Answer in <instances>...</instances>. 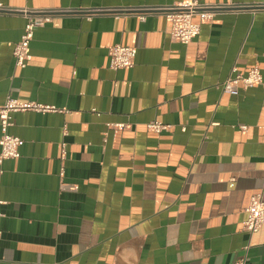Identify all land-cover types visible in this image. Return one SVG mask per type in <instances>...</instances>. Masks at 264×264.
Returning a JSON list of instances; mask_svg holds the SVG:
<instances>
[{
	"label": "crops",
	"instance_id": "obj_1",
	"mask_svg": "<svg viewBox=\"0 0 264 264\" xmlns=\"http://www.w3.org/2000/svg\"><path fill=\"white\" fill-rule=\"evenodd\" d=\"M179 1L0 0L72 11L34 31L23 68L12 50L25 17L0 13V103L59 109L13 113L0 264H264V225L242 228L251 195L264 198V86L220 85L254 65L264 82V0H202L212 18L188 44L155 11ZM115 44L136 48L132 67L109 66Z\"/></svg>",
	"mask_w": 264,
	"mask_h": 264
},
{
	"label": "built area",
	"instance_id": "obj_2",
	"mask_svg": "<svg viewBox=\"0 0 264 264\" xmlns=\"http://www.w3.org/2000/svg\"><path fill=\"white\" fill-rule=\"evenodd\" d=\"M209 5L202 2V0H180L174 5L159 7L155 11L163 13L169 21V37L172 41L182 44H188L195 38L200 31L201 22L209 21L212 18V13L208 10ZM104 9H83L74 11L90 17L96 12ZM105 12L111 9H105ZM72 12L64 9H26L14 8L0 3V13H22L25 17V24L20 39L14 43L12 54L14 63L18 67H25L31 59L29 51V44L33 38L34 31L49 23L55 15ZM128 13L140 14L143 19V14L152 12L148 9L141 8H127ZM198 15L199 22L193 20V17ZM109 66L112 69L128 68L134 64L136 48L132 46H125L121 44L112 45L109 48ZM235 70V69H233ZM221 89L231 95H238L240 88L246 89L258 85L264 86L263 77L258 65H254L249 69L246 75L235 74L227 77L221 82ZM39 111L51 112L58 111L55 105L43 104L34 101H22L15 97L7 96L6 99L0 103V165L3 160L19 157V146L22 144V139L16 135L8 132V128L13 124V113L18 111ZM111 128L122 129L125 127L124 123H114L108 125ZM146 127L155 133H159L168 129L159 121H149ZM1 171V170H0ZM247 217L243 221V230L248 234H253L264 225V198L261 193L251 195L249 203L246 207ZM247 248V247H245ZM228 264H248L247 258L243 255Z\"/></svg>",
	"mask_w": 264,
	"mask_h": 264
}]
</instances>
